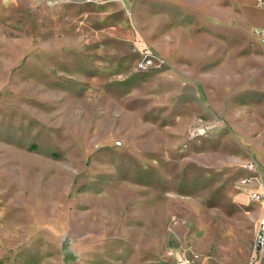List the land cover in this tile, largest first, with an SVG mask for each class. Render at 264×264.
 Here are the masks:
<instances>
[{"label": "rangeland", "instance_id": "obj_1", "mask_svg": "<svg viewBox=\"0 0 264 264\" xmlns=\"http://www.w3.org/2000/svg\"><path fill=\"white\" fill-rule=\"evenodd\" d=\"M262 9L0 0V264H173L176 252L264 264L254 252L262 208L250 198L262 186L242 184L255 160L264 186ZM204 39L218 56L228 39L229 65L206 77L215 101L199 117L223 111L228 128L189 141L194 119H135L128 91L158 62L139 70L144 51Z\"/></svg>", "mask_w": 264, "mask_h": 264}, {"label": "crops", "instance_id": "obj_2", "mask_svg": "<svg viewBox=\"0 0 264 264\" xmlns=\"http://www.w3.org/2000/svg\"><path fill=\"white\" fill-rule=\"evenodd\" d=\"M257 18L258 22L254 24L264 26V9L258 11ZM211 43L204 39L187 50L171 53H164L161 46H157L163 62L156 67L154 75L128 91L127 105L131 106V111H136L135 119L183 123L210 113L215 100L206 84V77L213 74L218 64L222 70L229 65L228 39H222L219 56L213 53ZM239 60L244 62V58H238L237 62ZM221 113L226 117L223 111ZM224 130L222 128L219 131L221 133Z\"/></svg>", "mask_w": 264, "mask_h": 264}, {"label": "built area", "instance_id": "obj_3", "mask_svg": "<svg viewBox=\"0 0 264 264\" xmlns=\"http://www.w3.org/2000/svg\"><path fill=\"white\" fill-rule=\"evenodd\" d=\"M90 1V0H88ZM264 3V0H263ZM262 44L264 45V27L256 29ZM155 61H158L156 66H159L163 60L160 56L155 54L152 50L146 49L144 51L143 57L138 63L139 70H147L152 65H154ZM207 118L196 117L194 120L187 126L185 135L187 140L192 141L199 139L201 137L207 136L211 133L218 131L223 127H227V121L224 118L222 113L214 116L212 121H207ZM121 144V142H119ZM245 169L251 173L249 178H244L242 180L243 185H247L251 180L257 181L261 184L262 188L254 189L250 192V198L254 201H257L261 204V214L258 219L257 229L255 233L254 240V252L264 250V186L263 182L260 179L261 176V168L259 163L255 160H250L244 165ZM173 264H208L202 260L189 257L181 252L174 253V262Z\"/></svg>", "mask_w": 264, "mask_h": 264}]
</instances>
